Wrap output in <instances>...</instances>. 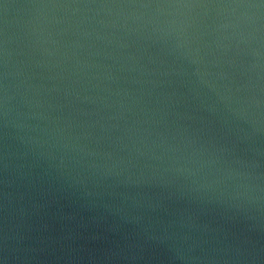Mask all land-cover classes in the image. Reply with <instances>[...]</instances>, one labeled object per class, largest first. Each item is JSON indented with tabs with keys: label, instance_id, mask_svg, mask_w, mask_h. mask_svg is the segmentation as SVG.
<instances>
[{
	"label": "water",
	"instance_id": "obj_1",
	"mask_svg": "<svg viewBox=\"0 0 264 264\" xmlns=\"http://www.w3.org/2000/svg\"><path fill=\"white\" fill-rule=\"evenodd\" d=\"M0 264H264V0H0Z\"/></svg>",
	"mask_w": 264,
	"mask_h": 264
}]
</instances>
